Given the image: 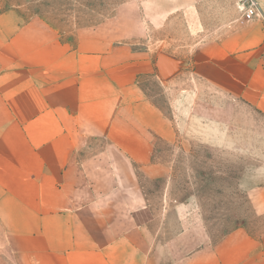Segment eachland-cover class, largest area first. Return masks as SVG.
Listing matches in <instances>:
<instances>
[{"label":"crops","instance_id":"0c3cea01","mask_svg":"<svg viewBox=\"0 0 264 264\" xmlns=\"http://www.w3.org/2000/svg\"><path fill=\"white\" fill-rule=\"evenodd\" d=\"M230 24L226 38L196 52V71L264 112V18ZM155 72L148 54L105 37L71 43L40 17L0 12V264H264V226L213 241L187 228L168 239L88 188L93 140L135 176L166 175L154 158L166 122L141 84ZM249 199L264 219V183Z\"/></svg>","mask_w":264,"mask_h":264},{"label":"rangeland","instance_id":"374dc122","mask_svg":"<svg viewBox=\"0 0 264 264\" xmlns=\"http://www.w3.org/2000/svg\"><path fill=\"white\" fill-rule=\"evenodd\" d=\"M239 1L0 0V12L40 17L71 43L102 36L152 58L156 72L141 84L166 122L154 136V158L166 175L135 176L120 154L97 152L104 143L93 140L87 155L97 162L86 178L125 221L168 239L187 228L213 241L238 226H264L249 199V187L264 183V112L213 90L195 66L199 49L226 38L236 18L245 20ZM257 2L262 20L264 0Z\"/></svg>","mask_w":264,"mask_h":264},{"label":"built area","instance_id":"2783aa9c","mask_svg":"<svg viewBox=\"0 0 264 264\" xmlns=\"http://www.w3.org/2000/svg\"><path fill=\"white\" fill-rule=\"evenodd\" d=\"M238 8L242 12V17L247 21L260 14L257 0H240Z\"/></svg>","mask_w":264,"mask_h":264}]
</instances>
